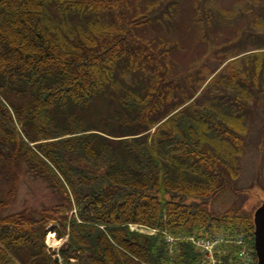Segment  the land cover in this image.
Returning <instances> with one entry per match:
<instances>
[{
  "label": "trees",
  "instance_id": "1",
  "mask_svg": "<svg viewBox=\"0 0 264 264\" xmlns=\"http://www.w3.org/2000/svg\"><path fill=\"white\" fill-rule=\"evenodd\" d=\"M144 4L0 0V264H198L187 239L169 253L165 234L218 229L252 247L240 204L207 205L237 175L264 50L222 80L242 93L174 102L188 82L170 77L168 42L144 33L168 14ZM19 164L47 183L51 204L9 211ZM48 230L65 238L57 252Z\"/></svg>",
  "mask_w": 264,
  "mask_h": 264
},
{
  "label": "rangeland",
  "instance_id": "2",
  "mask_svg": "<svg viewBox=\"0 0 264 264\" xmlns=\"http://www.w3.org/2000/svg\"><path fill=\"white\" fill-rule=\"evenodd\" d=\"M159 1L168 17L162 22L152 23L144 33L160 35L168 42L166 57L173 71L170 77L173 75L176 79L179 76L178 80L188 82L187 86L179 87L173 101L181 100L183 94L191 95L189 101H193L195 107H203L207 98L222 100L224 93H231L232 96L242 93L244 89L241 87L233 90L228 86V92H225L222 80L234 71H240L245 62L255 59L248 53L264 50V0ZM171 1L175 3L169 7ZM198 1L202 2L203 8H197ZM140 2L144 7V0ZM256 85V105L253 99L249 101L251 111L246 117L245 138L237 158V175L210 199L209 210L218 212L240 204L242 211L252 217L255 209L264 204V88L259 81ZM96 106L98 108L100 103L97 102ZM97 124L101 127L99 122ZM17 171L15 196L9 211L23 207L40 208L53 202L54 195L43 179L33 177L23 164L18 165ZM2 185L7 187L5 183ZM48 223L52 224V220ZM64 241V237L58 238L52 230L45 235V243L55 252ZM197 241L201 242L200 239ZM189 242L198 251L196 247H200V243L197 246ZM230 247L234 250L238 248L236 245ZM198 253L199 259L202 258L203 251ZM216 255L210 258L211 264L219 263ZM241 262L238 260L236 264Z\"/></svg>",
  "mask_w": 264,
  "mask_h": 264
},
{
  "label": "water",
  "instance_id": "3",
  "mask_svg": "<svg viewBox=\"0 0 264 264\" xmlns=\"http://www.w3.org/2000/svg\"><path fill=\"white\" fill-rule=\"evenodd\" d=\"M253 238L257 264H264V204L253 212Z\"/></svg>",
  "mask_w": 264,
  "mask_h": 264
},
{
  "label": "built area",
  "instance_id": "4",
  "mask_svg": "<svg viewBox=\"0 0 264 264\" xmlns=\"http://www.w3.org/2000/svg\"><path fill=\"white\" fill-rule=\"evenodd\" d=\"M222 241H234L235 243H241L242 239L241 237H237L235 239H226L224 240V237L221 235H216L211 239H206V240H201V242L197 241V244L200 243V245L202 246V248L206 249L208 252L211 250V248L217 244H219ZM239 256L245 258L248 257V251L243 247L240 251H239Z\"/></svg>",
  "mask_w": 264,
  "mask_h": 264
}]
</instances>
